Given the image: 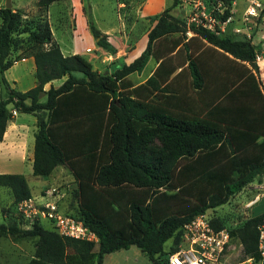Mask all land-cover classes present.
I'll list each match as a JSON object with an SVG mask.
<instances>
[{
    "label": "trees",
    "instance_id": "obj_1",
    "mask_svg": "<svg viewBox=\"0 0 264 264\" xmlns=\"http://www.w3.org/2000/svg\"><path fill=\"white\" fill-rule=\"evenodd\" d=\"M58 1L36 0V6L45 12ZM178 4L172 0L157 17L140 56L108 75L93 71L80 55L63 56L46 20L25 21L20 11L0 9V142L14 112L36 116L32 174L45 178L66 166L76 185L70 195L77 209L69 215L97 239L62 238L38 221L22 229L15 207L32 197L29 185L22 174H0V188L8 189L12 198L11 207L2 211L0 240L7 236L36 241L28 264H103L106 255L130 247L153 264H163L166 256L177 252L186 224L264 176V86L256 94L239 92L247 80H255L259 45L245 36H221L188 25L171 14ZM227 16L226 11L222 20ZM87 23L96 47L115 55L116 48L91 17ZM173 35L178 39H171ZM24 40L29 53L11 59L12 50ZM200 44L243 67L244 74L235 72L231 82L223 83ZM28 56L34 60L36 85L22 93L11 87L5 72ZM151 57L162 60L153 76L129 90L128 76L140 73ZM171 58L174 65L168 66ZM177 68L181 71L173 80L189 75V89L201 114L166 112L142 101L141 91L158 92L157 79L169 81ZM63 77L67 79L59 88L44 92L46 84ZM184 83L181 89L188 88ZM62 109L60 125L56 116ZM154 139L162 142L160 150L150 149ZM210 221L214 229H223L220 221ZM262 225L264 212L230 232L243 256L258 258Z\"/></svg>",
    "mask_w": 264,
    "mask_h": 264
},
{
    "label": "crops",
    "instance_id": "obj_2",
    "mask_svg": "<svg viewBox=\"0 0 264 264\" xmlns=\"http://www.w3.org/2000/svg\"><path fill=\"white\" fill-rule=\"evenodd\" d=\"M13 1L14 0H11L13 7L18 10H20V8L24 9V7L19 5V2H17L15 6V1ZM101 2L104 3V1ZM91 3L92 2L90 0H61L55 2L51 4L45 11V20L50 25L52 42L59 46L63 56L66 57L72 55H80L87 61H89L91 65L93 59L100 60L102 64L108 65V67L106 65L101 70L92 66L93 71H96L98 73H102L103 69H107L113 64L124 63L128 65L132 63L136 58H138L147 46V35L149 31L156 24L157 17L166 8L165 0H144L140 8H138L137 10V15H131L130 17L125 16L126 19L124 21L122 20V17L124 18V15H119V9L123 8V3L116 0L110 1L111 9L115 14V18L113 19L114 23L107 28H103L101 30L99 28L97 29L103 34L107 35V40L116 48L117 53L113 57L101 48L96 47L95 40L89 31L87 23L88 16L85 15L84 8L85 6H88L90 11H92ZM95 6H97V3H93V8ZM53 21H55L57 25H55ZM238 24L242 25V22H238ZM63 35L66 37V41L69 44L66 47V50H63V44L60 40V37H63ZM191 36L192 34L187 37L190 38ZM195 44H199L198 41L195 42ZM263 47L264 45H262L261 50H263ZM201 48L205 50L206 56L211 60L209 62L212 64V69H214L215 72L217 71L223 83L231 82V80L235 77V72L237 75L244 74L245 70L243 67H238V65H235L224 59L213 48L207 47V45H205L204 47L201 46ZM116 58L118 59L116 60ZM161 61L162 60H156L155 58L151 57L140 73H133L129 75L127 78L131 84L129 90L145 85L146 81L153 76ZM18 64H30V78L26 80L23 79V77L12 78L11 80L7 79V81L13 89L24 93L34 88L36 85V80L34 77V60L32 57L28 56L15 63L10 69L16 67ZM173 65V58H171V65L170 63H168V66ZM257 65L259 68L258 74L260 76L261 70L264 66V59ZM220 67H224L222 71L220 70ZM180 71L181 68H177L176 72L170 77V80L165 83H163L162 79H157L160 90L168 85L169 82H171L167 90H164L165 92H161L159 90L158 92H152L151 94H149L148 89H144L143 91H141L142 101L148 106L156 107L166 112L187 114L189 116L197 114V112L201 114L197 105L193 101V96L191 90L189 89V75L185 74L184 77H179L173 80V78ZM253 74L255 76V80H247L245 84L240 87L239 92L248 90L250 93L256 94L257 88L261 91L262 86H264V82H260L262 80L261 77L257 76V73L253 72ZM73 76L78 79L82 77L80 73H73ZM66 79L67 77H63L62 79L54 80L46 84L44 86V92L48 91L50 88H59ZM243 79L244 78H242L240 83L243 81ZM184 82H186L188 88L181 89L179 86L185 84ZM147 96L148 98H146ZM39 98L40 102H44L46 96L44 93H42ZM155 99L156 101L153 102ZM64 110L65 109H62L61 112H59L56 116V121L60 125H62L61 121L65 116ZM36 121V116L32 114L18 115L14 113L12 120L7 123L3 140L0 142V174H7V171L11 170L7 167L9 165H1V160H3V162H18L20 166H23V163L28 161L32 166L34 138H30V133H32L34 136L37 130ZM16 158H18V160L13 161ZM64 167L66 166H59L55 168L50 176L54 177L55 174L60 170H64ZM50 176L45 178H49ZM44 188H46V185L42 187L40 194L42 193ZM0 212L2 214V211ZM32 242L33 240L28 241V243L26 241H17L11 243L12 248H14V250L17 252V264H28L33 259L34 246L31 245ZM11 264H14V262H12Z\"/></svg>",
    "mask_w": 264,
    "mask_h": 264
},
{
    "label": "rangeland",
    "instance_id": "obj_3",
    "mask_svg": "<svg viewBox=\"0 0 264 264\" xmlns=\"http://www.w3.org/2000/svg\"><path fill=\"white\" fill-rule=\"evenodd\" d=\"M15 1V2H14ZM14 5L16 6L17 2L19 5L24 7L20 8V10L16 9L12 6V11H20L22 15V19H26L25 21H31L34 19L41 18L45 20V12L38 9L36 6V0H14ZM32 1V2H31ZM92 3V11H90L88 6H85L84 13L86 16L92 18L93 23L100 30L103 28H107L113 24V19L115 18V14L111 9L110 1L113 0H90ZM101 1H104L102 3ZM121 1L123 3L122 9H119V15L123 16L122 20L125 21V16L130 17L131 15H137V10L140 8L144 0H116ZM251 2H243L241 0H179V4L171 10V14L179 17L180 19H184L187 21L191 10L193 8V4L199 2L205 11L210 13L219 21H222V17L225 15V12H228V16H232L233 22L229 24L225 28V32H221V36H235L233 34V29L235 27L241 26L238 22H243L245 10L249 5H255L257 16L249 17L247 22H243L245 26L249 29L251 33V42L254 45H259V52H263L262 45H264V0H251ZM93 3H97V6L93 8ZM5 0H0V9L4 8ZM166 7L171 6L172 0H165ZM125 6V7H124ZM90 15V16H89ZM227 16V17H228ZM88 21V20H87ZM123 21V22H124ZM55 25L56 22L53 21ZM238 24V25H237ZM56 32V31H54ZM260 32V33H259ZM259 34V35H257ZM191 35L189 32L187 34ZM25 39V36H22ZM179 35L171 36V39H178ZM261 37V38H260ZM60 40L63 44V50H66V47L69 45L66 41V37H60ZM260 42V43H259ZM29 46L24 43L17 49H13L11 52V59H16L18 57L25 56L29 53ZM118 58H116L117 60ZM115 63V62H114ZM107 64H102L100 60L93 59L92 66L94 68L102 69ZM258 66V65H257ZM108 67V65H107ZM106 67V68H107ZM259 70V68H258ZM105 71V69H103ZM257 76L261 77V83L264 82V66L261 70V75L259 76L257 72ZM28 79L30 78V64H18L16 67L8 70L5 73L6 80H11L12 78H22ZM156 99L153 101L155 102ZM30 138H34L33 134L30 133ZM151 150H160L162 148V142L159 139H154L150 143ZM18 158L13 161H17ZM12 161V160H11ZM1 165H9L7 166L11 170L7 171V174H22L28 182L31 193L33 197L39 196L42 187L46 185L43 191L49 188L58 189L61 195L60 199V207L62 212L68 214L76 213V203L71 201V191L76 188L74 183V178L70 171L66 167L64 170H60L55 174L54 177L50 176L49 178H41L33 176L32 174V166L28 161L23 163V166H20L18 162H3L1 160ZM3 170V169H2ZM5 170V169H4ZM9 190L6 188H0V211L8 210L11 207V198H10ZM264 212V183L263 177L260 179H256L246 187H244L240 192L232 196L229 201L216 208L210 209L205 212L209 219H216L221 222L223 229L229 231H234L240 228L249 218L257 216ZM4 222V218L0 212V224ZM43 226L46 228H50V225L47 221H43ZM22 229H26L22 224ZM17 241H30V239H11L10 237H4L0 240V264H14L18 263L16 258V251L12 248L13 242ZM36 241L33 240L31 243L32 246H35ZM233 246H235V252L232 253L229 264L234 263H242L243 261H247L249 256H243L241 250V245L236 239L232 240ZM171 245V240L165 243L164 249L168 250ZM103 264H153V262L149 259L148 256L143 254L140 250L135 247H130L127 250L117 251L111 254H108L103 259Z\"/></svg>",
    "mask_w": 264,
    "mask_h": 264
},
{
    "label": "built area",
    "instance_id": "obj_4",
    "mask_svg": "<svg viewBox=\"0 0 264 264\" xmlns=\"http://www.w3.org/2000/svg\"><path fill=\"white\" fill-rule=\"evenodd\" d=\"M241 1L253 3L251 0ZM256 10L255 5H249L245 10L244 16L246 18H243V22H247L249 17H256ZM232 22L231 15L219 21L205 11L199 2L193 4L186 21L188 25L200 26L216 35L225 32V28ZM243 22L241 26L232 30L233 34L245 36L250 40L251 33ZM263 59L264 47L263 52H256L255 63L259 64ZM58 193L59 191L55 187L49 188L42 191L38 197H31L19 202L15 207V212L19 215L20 222L27 229L37 221H47L50 227L62 238L97 241L95 235L81 221L62 212L59 203L61 195ZM210 220L206 214H202L186 224L183 227V235L177 252L166 256L163 264H229L231 255L236 250L232 244V237L229 231L225 229H214ZM257 253L258 258L249 256L247 261L234 264H264V225L259 227Z\"/></svg>",
    "mask_w": 264,
    "mask_h": 264
},
{
    "label": "water",
    "instance_id": "obj_5",
    "mask_svg": "<svg viewBox=\"0 0 264 264\" xmlns=\"http://www.w3.org/2000/svg\"><path fill=\"white\" fill-rule=\"evenodd\" d=\"M5 9H11L12 8V3L11 0H5L4 4ZM115 55H113L114 57ZM122 68V63L117 64V65H112L109 68L105 69V71L102 72L103 75H108L110 72H113L116 69H121Z\"/></svg>",
    "mask_w": 264,
    "mask_h": 264
},
{
    "label": "bare ground",
    "instance_id": "obj_6",
    "mask_svg": "<svg viewBox=\"0 0 264 264\" xmlns=\"http://www.w3.org/2000/svg\"><path fill=\"white\" fill-rule=\"evenodd\" d=\"M248 260V259H247Z\"/></svg>",
    "mask_w": 264,
    "mask_h": 264
}]
</instances>
